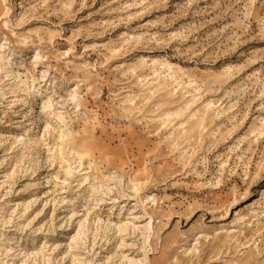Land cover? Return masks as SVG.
<instances>
[{"label": "rangeland", "instance_id": "374dc122", "mask_svg": "<svg viewBox=\"0 0 264 264\" xmlns=\"http://www.w3.org/2000/svg\"><path fill=\"white\" fill-rule=\"evenodd\" d=\"M0 264H264V0H0Z\"/></svg>", "mask_w": 264, "mask_h": 264}, {"label": "bare ground", "instance_id": "6f19581e", "mask_svg": "<svg viewBox=\"0 0 264 264\" xmlns=\"http://www.w3.org/2000/svg\"><path fill=\"white\" fill-rule=\"evenodd\" d=\"M157 60H158V59H155V62H156ZM155 62H154V63H155ZM140 63H141V62H140ZM145 64H146V63H145ZM150 65H151V64H150ZM169 66H170V68L172 67L170 64H169ZM170 68H169V69H170ZM172 70H173V68H172ZM172 70H171V71H172ZM155 73H156V72H155ZM157 74H158V73H157ZM173 74H174V73H173ZM170 75H171V74H170ZM168 76H169V75H168ZM172 76H173V75H172ZM208 101H209V100H208ZM206 103H207V104H206V107H207V108L212 107V105L214 104L212 101H209V102H206ZM189 104H190V103H189ZM204 105H205V104H204ZM207 111H208V110H207Z\"/></svg>", "mask_w": 264, "mask_h": 264}]
</instances>
